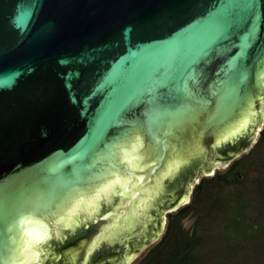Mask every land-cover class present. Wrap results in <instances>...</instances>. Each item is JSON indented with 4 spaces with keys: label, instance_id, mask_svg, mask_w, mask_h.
Instances as JSON below:
<instances>
[{
    "label": "water",
    "instance_id": "water-1",
    "mask_svg": "<svg viewBox=\"0 0 264 264\" xmlns=\"http://www.w3.org/2000/svg\"><path fill=\"white\" fill-rule=\"evenodd\" d=\"M263 123L264 0H0V264H127Z\"/></svg>",
    "mask_w": 264,
    "mask_h": 264
},
{
    "label": "trees",
    "instance_id": "trees-1",
    "mask_svg": "<svg viewBox=\"0 0 264 264\" xmlns=\"http://www.w3.org/2000/svg\"><path fill=\"white\" fill-rule=\"evenodd\" d=\"M253 135H256L253 129L246 130L236 142L216 148L221 153L218 158L224 161L237 151L246 152L224 169L203 176L193 189L192 200L168 212L166 227L158 232L161 213L187 189V178L193 177L196 170L177 182L152 216L150 235L157 234L159 238L153 237L157 240L136 264H264V125L251 147ZM248 170L255 172L250 181L245 175ZM192 216L194 221L187 226ZM102 223L91 219L64 238L54 237L51 247L59 249L82 236L92 238ZM143 240H133L131 244ZM127 248V245L103 248L92 256L90 264L119 263ZM60 256L57 255V261Z\"/></svg>",
    "mask_w": 264,
    "mask_h": 264
},
{
    "label": "rangeland",
    "instance_id": "rangeland-1",
    "mask_svg": "<svg viewBox=\"0 0 264 264\" xmlns=\"http://www.w3.org/2000/svg\"><path fill=\"white\" fill-rule=\"evenodd\" d=\"M263 125H264V123H263ZM261 129V128H260ZM260 129H258V132H259V130ZM259 135V133L257 134V136ZM257 139V137L255 138V140ZM254 140V141H255ZM253 141V143L252 144H254L255 142ZM251 147H252V145H251ZM244 152H246V151H244ZM243 152V153H244ZM242 153V154H243ZM241 154V155H242ZM241 155H239V156H241ZM250 160V159H249ZM226 167V165H224V166H222L221 168H218V167H215V170L214 171H216L217 169H224ZM214 174V173H213ZM247 177H248V179H249V181L250 180H252L253 178H254V175H255V172H253V171H251V170H248V171H246V174H245ZM203 176H205V175H201V177H200V179L203 177ZM198 182V181H197ZM197 182H194L193 183V185H192V190L194 189V187H195V185L197 184ZM249 183V182H248ZM191 189H190V191H191ZM189 195L191 196L190 198L188 197V200L186 201V203H184V204H182L179 208H181L182 206H184L185 204H187V203H189L191 200H192V195H193V192L190 194L189 193ZM179 208H177V210L179 209ZM166 221H167V219H166ZM194 221V219H193V216L192 217H190L188 220H187V222H186V225L187 226H189V225H191L192 224V222ZM165 227H166V224H165V221H164V226H163V228L165 229ZM163 233V232H162ZM162 235V234H161ZM159 238V237H158ZM157 238V239H158ZM157 239H155V240H151L148 244H146L142 249H141V251L137 254V255H135L127 264H136L137 262V260H139L145 253H146V251L149 249V247L152 245V244H154L155 243V241L157 240Z\"/></svg>",
    "mask_w": 264,
    "mask_h": 264
},
{
    "label": "flooded vegetation",
    "instance_id": "flooded-vegetation-1",
    "mask_svg": "<svg viewBox=\"0 0 264 264\" xmlns=\"http://www.w3.org/2000/svg\"><path fill=\"white\" fill-rule=\"evenodd\" d=\"M236 157L232 158L229 162H228V165L230 164L231 161H233ZM227 165V166H228ZM188 179V178H187ZM193 192V191H192ZM191 199V198H190Z\"/></svg>",
    "mask_w": 264,
    "mask_h": 264
}]
</instances>
